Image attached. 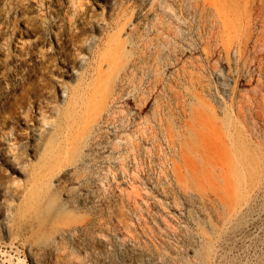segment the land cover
<instances>
[{"label": "rangeland", "instance_id": "obj_1", "mask_svg": "<svg viewBox=\"0 0 264 264\" xmlns=\"http://www.w3.org/2000/svg\"><path fill=\"white\" fill-rule=\"evenodd\" d=\"M0 264H264V0H0Z\"/></svg>", "mask_w": 264, "mask_h": 264}, {"label": "bare ground", "instance_id": "obj_2", "mask_svg": "<svg viewBox=\"0 0 264 264\" xmlns=\"http://www.w3.org/2000/svg\"><path fill=\"white\" fill-rule=\"evenodd\" d=\"M17 1L20 2V1H22V0H17ZM37 41H38V39H37V37H36V38H34L33 42L30 43V45H31V44H33V45H34V44H37ZM119 42H120V41H119ZM120 44H121V43H120Z\"/></svg>", "mask_w": 264, "mask_h": 264}]
</instances>
